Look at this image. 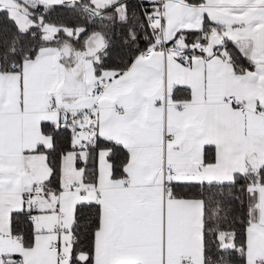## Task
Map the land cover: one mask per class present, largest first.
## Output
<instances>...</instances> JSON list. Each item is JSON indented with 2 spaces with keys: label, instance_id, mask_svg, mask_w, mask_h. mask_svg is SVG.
Here are the masks:
<instances>
[{
  "label": "snow or ice",
  "instance_id": "obj_1",
  "mask_svg": "<svg viewBox=\"0 0 264 264\" xmlns=\"http://www.w3.org/2000/svg\"><path fill=\"white\" fill-rule=\"evenodd\" d=\"M0 264H264V0H0Z\"/></svg>",
  "mask_w": 264,
  "mask_h": 264
}]
</instances>
